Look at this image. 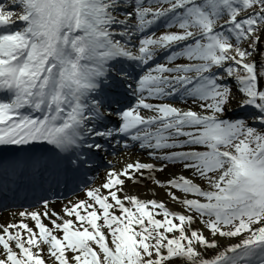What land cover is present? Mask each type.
<instances>
[{"label": "snow or ice", "instance_id": "obj_1", "mask_svg": "<svg viewBox=\"0 0 264 264\" xmlns=\"http://www.w3.org/2000/svg\"><path fill=\"white\" fill-rule=\"evenodd\" d=\"M0 264H264V0H0Z\"/></svg>", "mask_w": 264, "mask_h": 264}, {"label": "bare ground", "instance_id": "obj_2", "mask_svg": "<svg viewBox=\"0 0 264 264\" xmlns=\"http://www.w3.org/2000/svg\"><path fill=\"white\" fill-rule=\"evenodd\" d=\"M4 215H6V213H0V217H2V216H4Z\"/></svg>", "mask_w": 264, "mask_h": 264}]
</instances>
